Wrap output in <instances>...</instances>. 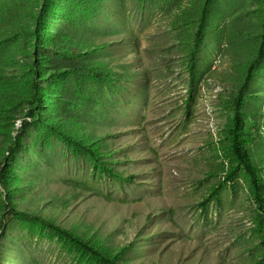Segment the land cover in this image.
I'll return each instance as SVG.
<instances>
[{
    "label": "rangeland",
    "instance_id": "rangeland-1",
    "mask_svg": "<svg viewBox=\"0 0 264 264\" xmlns=\"http://www.w3.org/2000/svg\"><path fill=\"white\" fill-rule=\"evenodd\" d=\"M236 119L264 186V0H0V264H264Z\"/></svg>",
    "mask_w": 264,
    "mask_h": 264
},
{
    "label": "trees",
    "instance_id": "trees-1",
    "mask_svg": "<svg viewBox=\"0 0 264 264\" xmlns=\"http://www.w3.org/2000/svg\"><path fill=\"white\" fill-rule=\"evenodd\" d=\"M39 55L40 54H38V58H39ZM38 66L39 68L41 69L44 68L43 70H46L45 64L41 63L40 61L38 63ZM41 119L47 123L49 120L54 119V115L50 114V112L48 111H45L41 113ZM240 123L241 121L236 119L235 129L233 130V151H234L235 156L239 159L240 163L243 166H245L248 174L251 177L252 184L254 185V190L256 192V198L259 202L262 203V201H264V197H263L264 186L258 177L256 167L252 161L251 156L249 155V152L240 145V135H241V130H242V125ZM67 140H69V138ZM0 170H1V164H0ZM72 239L76 241L77 243L82 244L79 241V239L75 237H72ZM83 246H86V245H83Z\"/></svg>",
    "mask_w": 264,
    "mask_h": 264
}]
</instances>
